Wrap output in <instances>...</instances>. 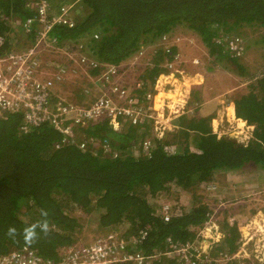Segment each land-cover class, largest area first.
<instances>
[{
	"label": "trees",
	"instance_id": "16d2710c",
	"mask_svg": "<svg viewBox=\"0 0 264 264\" xmlns=\"http://www.w3.org/2000/svg\"><path fill=\"white\" fill-rule=\"evenodd\" d=\"M27 1L0 0V31L5 34V45L15 37L16 26L21 30L29 13ZM47 1L57 5L67 2V15L74 21L72 27L54 26L51 35L60 42H80L89 59L116 64L149 43L168 38L181 26L200 38L212 60H225L238 70L242 68L238 57L225 46L226 39L233 36L227 33L245 26L264 29V0ZM5 19L18 23L13 26ZM26 38L29 41L32 35ZM15 40L19 45L21 39ZM174 53L173 46L154 53L151 67L137 76L144 82L139 95L153 90L154 81L167 70L165 63ZM259 83L260 95L252 89L234 99L235 117L252 126L245 141L218 136L203 127L204 117L194 113L180 116L175 123H179L178 128L153 139L146 151L142 141L149 139L151 120L130 125L118 117L121 124L124 122L118 128L107 119L88 125L82 128V136L93 137L98 144L85 149L79 146L81 135L62 141L61 133L46 123L20 131L22 113L0 120V254L27 245L42 257L56 259L61 247L85 242L80 237L84 226L104 234L121 228L124 221L134 226L126 231L127 236L134 235L138 227H149L146 238L135 245L145 255L167 251V237L192 239L211 215L208 205L197 201L198 189L215 182L221 171L247 164L264 169V82ZM78 93L84 97L81 87ZM191 101L187 100L185 108L194 110ZM103 142L109 151L102 149ZM177 189L190 194L194 204L182 212L183 208L177 207L178 215L163 222L157 208L167 197L174 200L173 207L178 206ZM41 209L47 211V217L41 216ZM220 212L221 222L215 225L223 230L213 252L225 249L233 253L238 240L236 226L228 224L226 210ZM38 222H46L49 232L28 245L22 230ZM9 227L17 229L15 238L6 234ZM179 263L176 253L165 260L154 259V264ZM254 264H264V260Z\"/></svg>",
	"mask_w": 264,
	"mask_h": 264
},
{
	"label": "built area",
	"instance_id": "2783aa9c",
	"mask_svg": "<svg viewBox=\"0 0 264 264\" xmlns=\"http://www.w3.org/2000/svg\"><path fill=\"white\" fill-rule=\"evenodd\" d=\"M25 7L29 13L22 21L21 30L13 31L21 35L19 45L11 40L5 45V34L0 31V120H5L13 113H22L20 131L25 132L46 123L61 133L62 141L81 135L79 146L83 149L98 144L93 137L82 136V128L88 125L107 119L112 126L118 128L124 124L119 122L118 117L128 121L130 125L151 120L149 139L142 141V150L146 151L153 139L161 137L162 132L170 128L169 113L182 116L188 111L185 108L188 99L184 95L173 97L176 100L170 104L164 102L168 98V90L179 92L177 76L169 81L166 79L168 75L161 73L153 83V90L146 89L139 95L138 90L143 88V80L137 77L132 83L126 82L123 79L122 62H103L75 53V49L81 52L83 50L79 42L62 45L55 35H51V30L57 25L74 26L72 17L67 15L69 6L66 4L56 5L54 11L51 2L47 0H28ZM30 34L32 39L28 41L26 37ZM225 46L235 57L243 53V40L238 36L226 39ZM47 53L58 54L63 59L57 62L53 73H49V67L55 61L52 56H45ZM142 53L139 50L132 58L136 59ZM73 63L83 70L93 84L95 94L90 102L74 101L56 93L57 82L64 80L68 74L66 68ZM167 66L171 68V63ZM167 84L170 88H167ZM83 90L85 94L89 93L87 89ZM164 108L168 111L166 116ZM101 147L104 151H109L105 142ZM211 185L213 184L207 183L203 189L213 190L214 185ZM178 212L170 202L163 201L156 214L163 222H167L178 215ZM227 222L230 225L235 223L238 229L242 228L233 218H228ZM148 230V226L138 227L132 236L110 230L90 242H76L61 247L56 259L42 257L32 248L22 245L0 254V264H154V259L159 258L158 253L145 255L135 249V245L146 238ZM197 239L199 237L196 233L192 239L185 241L167 237L168 250L162 253L166 257L176 253L181 261L179 264H204L202 261L209 259L212 245H204L206 241L201 243ZM238 240L241 245L246 242L242 235ZM236 254L237 252L223 250L217 256L219 261L225 262L234 260ZM240 260L243 262L242 258Z\"/></svg>",
	"mask_w": 264,
	"mask_h": 264
},
{
	"label": "rangeland",
	"instance_id": "374dc122",
	"mask_svg": "<svg viewBox=\"0 0 264 264\" xmlns=\"http://www.w3.org/2000/svg\"><path fill=\"white\" fill-rule=\"evenodd\" d=\"M64 3L67 6H70L67 2ZM51 4L53 10L55 11L57 4L52 2ZM2 19L4 18L2 17ZM5 20L8 24L13 23L12 21H14V19ZM17 23V21H14L13 26H16ZM16 28L14 29V32L17 30ZM256 32L264 34V29H249L245 26L236 28L231 33H227L229 35L240 37L243 42L245 39L248 45V47L246 46L247 50L244 48V53L237 59L243 64H241L242 71L241 69H234L235 67L232 64L227 63L225 60H221L219 63L212 60V58L207 54L206 48L200 41V38L191 31L187 30L185 27L179 26L168 38L165 36V38H161L152 46L146 45L142 50V55L140 54L136 59L129 58L128 60L122 62L123 79L128 83H132L137 78L138 74L142 73L144 68L151 67V58L154 56L156 51L173 46L175 47V53L174 57L169 60V62H171V68L169 70L180 69L187 74L196 72L202 79L199 85L197 84L191 86L192 91H196V93L193 92V94L188 96V94L184 93L182 88L177 85L179 92H182L179 93L177 91L173 92V90H168V98L166 97L164 102L166 104H170L171 101L176 100L173 97L176 96L177 98L184 95L187 97L188 101L192 99L190 104L194 106V110L193 108H189L187 109L188 111L185 109L187 111L185 112L187 114L191 113L192 115L194 113L198 117H201L198 115V112H195L196 104L193 101L194 97L196 96V100H201L200 102H206L209 100L208 98L216 97L217 99V97H219V92L221 91V93L225 94L224 96H221L223 98L222 103H217V107L222 110V105L229 104V102H232V100L240 94L247 93L252 89L256 94L260 95L261 93L260 83L258 84L257 79L261 78L264 82V42L257 40L258 37ZM14 38L22 39L21 35L18 33H15ZM15 39H12L11 41L14 43L16 41ZM75 53L83 54V52L76 49ZM45 56H52V59L55 61L52 63L51 67H49V73H53L56 71L55 66L58 64L57 62H60L63 59L58 54L52 55L47 53ZM193 58L197 59L196 64L192 63ZM66 70L68 74L64 80L62 82H57L59 84V86L55 88L57 94L65 96L66 98L69 97V99L78 102L81 101V99L84 101L87 97H93L95 94L93 84L86 77L83 70L78 68L75 63L70 64ZM172 78L173 76L168 75L166 79L172 81ZM225 78H227L228 81H226ZM254 83L255 85L252 86ZM79 87H81L82 90L87 89L89 93L85 94L83 92L84 97H82L81 94L79 95L78 93ZM163 110L166 112V116L168 114L167 108H164ZM168 115L170 116V121L168 123L170 128H166V131L174 132L179 126V123L178 126L175 123L180 116H177V113H169ZM204 118L203 127L209 129L211 132L215 131L214 133L218 136L226 135L227 137L233 138L237 141H245L247 140V137L250 136L251 126L242 124V122L237 119L230 121L227 120L228 123L222 122L225 116L220 115L218 123L216 124L214 121V129V126H212V118H214V114L210 113V115L204 116ZM160 124L162 126L164 125L162 122H160ZM168 124L166 125L168 126ZM166 131L162 132V135H166ZM206 131L208 132V130ZM217 176L219 178L216 179L215 182H211V184L214 185L213 190H205V188L197 190V201L204 202L208 205L211 212L210 218L204 226L201 229L196 230V235L198 234L201 243L206 241L203 243L204 245H212V252H210V255L207 253L209 255V259L202 261V263L225 264L229 262L231 264H254L255 261H263L264 216L262 215L264 213V169H259L253 164H247L240 169L226 172L221 171ZM213 185L211 186L213 187ZM172 187L174 188V186ZM175 196L177 197L179 205L174 208L178 211L179 209L177 207H180V210L183 208L181 210L182 212L187 211V209H189L192 205V202L194 204L191 195L184 191L177 189L175 191ZM163 197L160 198L162 199ZM162 200H168L171 205H173L172 202H174V200L170 197H167L166 199L163 198ZM159 207L160 206H158V208ZM222 210H226L229 213L227 219L233 218L239 225L242 226V228L237 231L238 237L242 235L246 239V242L243 245H241V242L237 240V247L234 251V253L237 252V254L234 260L231 259L225 262L218 260V252H213V248L215 244L218 243L223 230L219 225H215V223L219 224V222H221L220 219L222 218V212L220 211ZM216 211L217 216H214ZM258 211L260 214H258ZM75 215L79 217L84 216L78 212H75ZM121 225V228H117V230L125 233L126 236V231H129L130 228H132V230L134 229V226L130 227V225H128L125 221L122 222ZM106 231L107 230L105 229L104 232ZM101 234L103 233L96 232L95 230L84 226L80 237L82 240L90 242L96 236ZM199 239H197V241H199ZM158 257L164 260L167 259L163 253H158ZM241 258L243 259V262L240 260Z\"/></svg>",
	"mask_w": 264,
	"mask_h": 264
},
{
	"label": "crops",
	"instance_id": "0c3cea01",
	"mask_svg": "<svg viewBox=\"0 0 264 264\" xmlns=\"http://www.w3.org/2000/svg\"><path fill=\"white\" fill-rule=\"evenodd\" d=\"M13 22V21H12ZM14 23V22H13ZM261 29H263V28H261ZM256 35H257V40L258 41H262V42H264V34H262V33H259V32H256ZM251 37H252V35H251ZM244 39V38H243ZM254 41V40H253ZM60 42V41H59ZM62 45H64V44H66V43H70V41L68 42H66V41H64V42H60ZM245 43V44H244ZM258 43V42H257ZM243 46H244V48H246V46L248 47V45H247V43H246V40L244 39V42H243ZM258 48V47H257ZM246 50H247V48H246ZM242 64V63H241ZM243 65V64H242ZM92 72V71H91ZM186 76L185 77H183L184 78V80L182 81V84H183V88H182V90H183V92L184 93H186V94H188V96H190L191 94H193V92H195L196 93V91H192V89H191V86H193V85H199L200 83H201V76H199L198 77V79H194L193 78V76H191L190 75V73H188V74H185ZM261 80V78L260 79H257V82H258V84H259V81ZM57 86H59V84H57L56 86H55V88L57 87ZM56 90V89H55ZM220 90H221V88H220ZM57 93V92H56ZM222 94V95H221ZM224 94L225 93H221V91L219 92V97H217V99H216V97H214V98H208L209 100L208 101H206V102H204V101H202V102H200L201 100H198V101H196V96L194 97V99H195V101H194V103L196 104V111L198 112V115L199 116H202V117H204V116H208V115H210V113H213L214 114V118H212V120L213 121H215L216 123L220 120V118H219V116L220 115H224L225 114V119L226 120H228V121H230V120H233V119H237L238 121H240V122H242V124H246L245 122H244V120H241L240 118H237V117H235V112H234V100H232V102H229V104H224V105H222V110L221 109H219L218 107H217V103H222V97L221 96H224ZM212 97H213V95H212ZM81 98V97H80ZM230 106H232V111H230V109H229V107ZM218 108V109H217ZM216 110V111H215ZM215 111V112H214ZM217 114H218V116H217ZM218 117V118H217ZM213 124V123H212ZM247 125V124H246ZM247 126H250V125H247ZM214 129H215V124H214ZM251 130H252V126H251ZM258 214H260V212L258 211ZM262 216H264V213H263V215ZM257 219V218H256ZM257 223H258V221H257ZM260 223V222H259ZM261 224V223H260ZM230 225V224H229ZM236 226V231H238V228H237V225H235ZM242 230V229H241ZM238 233V232H237Z\"/></svg>",
	"mask_w": 264,
	"mask_h": 264
},
{
	"label": "clouds",
	"instance_id": "9594fccd",
	"mask_svg": "<svg viewBox=\"0 0 264 264\" xmlns=\"http://www.w3.org/2000/svg\"><path fill=\"white\" fill-rule=\"evenodd\" d=\"M161 39V38H160ZM72 42V41H71ZM153 44L152 43H149L147 46H152ZM140 50V49H139ZM143 50V49H141ZM138 52V51H137ZM136 52V53H137ZM243 54V53H242ZM134 55V54H133ZM132 55V56H133ZM132 56L130 58H132ZM174 57V56H173ZM193 60H196L197 62V59L196 58H193L192 59V63L193 64H196V62H194ZM168 63H171V62H168ZM165 65V67L167 68L166 71L162 72V73H168V72H171V73H176L174 72L173 70H169L170 68H168L167 64ZM164 66V65H163ZM174 70H178L180 72H177L176 75H173V76H177L178 78H182L184 77L185 74H187L186 72L180 70V69H174ZM191 76H197L199 77L200 75L198 73H190ZM186 76V75H185ZM192 108V107H191ZM218 123V122H217ZM216 123V124H217ZM48 213L46 210L44 209H41V216L42 217H47ZM228 220V219H227ZM235 224V223H234ZM236 225V224H235ZM238 228V227H237ZM37 229H39V232L37 231ZM49 232V226L46 222H38V223H33L31 225H28L27 227H25L23 230H22V236H23V239H24V242L28 245H31L32 243L36 242L40 237H41V234L42 235H47ZM8 236L12 237V238H15V236L17 235V229L15 227H9L8 230H7V233H6Z\"/></svg>",
	"mask_w": 264,
	"mask_h": 264
},
{
	"label": "flooded vegetation",
	"instance_id": "af4514ba",
	"mask_svg": "<svg viewBox=\"0 0 264 264\" xmlns=\"http://www.w3.org/2000/svg\"><path fill=\"white\" fill-rule=\"evenodd\" d=\"M184 77H185V75H184ZM183 80H184L183 77L182 78H179L177 80V85H179L181 88H183V84H182V81ZM167 88H170V86L168 84H167ZM223 116H225V114ZM222 122H227L228 123V121L225 118H223V121Z\"/></svg>",
	"mask_w": 264,
	"mask_h": 264
},
{
	"label": "water",
	"instance_id": "95a60500",
	"mask_svg": "<svg viewBox=\"0 0 264 264\" xmlns=\"http://www.w3.org/2000/svg\"><path fill=\"white\" fill-rule=\"evenodd\" d=\"M167 75L173 76V75H176V73H171V72H168V73H167ZM193 78H194V79H198V77H197V76H196V77H195V76H193ZM225 79H226V81H228V79H227V78H225ZM229 109H230V111H232V106H230V107H229ZM212 123H213V124H212V126H214V121H213V120H212ZM165 131H166V130H165ZM166 132H167V131H166Z\"/></svg>",
	"mask_w": 264,
	"mask_h": 264
}]
</instances>
